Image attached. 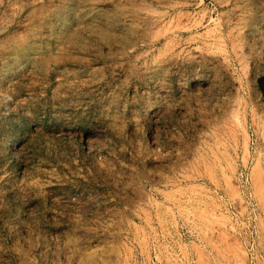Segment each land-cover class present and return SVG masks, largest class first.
Wrapping results in <instances>:
<instances>
[{
	"label": "rangeland",
	"instance_id": "obj_1",
	"mask_svg": "<svg viewBox=\"0 0 264 264\" xmlns=\"http://www.w3.org/2000/svg\"><path fill=\"white\" fill-rule=\"evenodd\" d=\"M0 264H264V0H0Z\"/></svg>",
	"mask_w": 264,
	"mask_h": 264
}]
</instances>
